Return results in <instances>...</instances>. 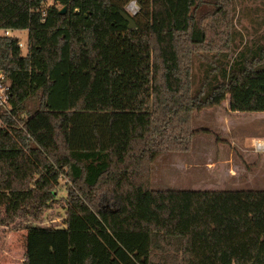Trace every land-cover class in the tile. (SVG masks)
<instances>
[{
	"label": "trees",
	"instance_id": "16d2710c",
	"mask_svg": "<svg viewBox=\"0 0 264 264\" xmlns=\"http://www.w3.org/2000/svg\"><path fill=\"white\" fill-rule=\"evenodd\" d=\"M45 1L0 0V30L28 33L27 55L0 35L11 105L1 115L0 226L39 220L62 176L69 184L65 226L29 227L24 264H264V190L151 183L161 155L214 136L194 131L196 113L226 101L264 113V45L226 61L233 0H55L44 14ZM132 1L152 52V104L115 111L112 35L129 30L121 13ZM212 51L195 88L194 57Z\"/></svg>",
	"mask_w": 264,
	"mask_h": 264
},
{
	"label": "rangeland",
	"instance_id": "374dc122",
	"mask_svg": "<svg viewBox=\"0 0 264 264\" xmlns=\"http://www.w3.org/2000/svg\"><path fill=\"white\" fill-rule=\"evenodd\" d=\"M232 8L235 45L226 58L229 64L237 61L244 50H255L264 45V0H233ZM10 35L19 39L22 53L27 55L28 33L14 31ZM142 36L143 32L139 29L115 32L112 35V109L115 111H146L151 108L152 52ZM202 53L204 54L195 56L193 60L195 88L202 84L209 67L207 61L213 60L217 54L215 51ZM10 110L11 106L0 105V126L3 125L1 115ZM229 110L230 103L226 101L220 107L194 115V131L209 130L214 136L199 133L190 152L161 155L153 165L151 183L154 190L224 191L221 190L224 188L223 182L228 180V184L232 183L231 177L230 180L226 175L221 176L222 168L227 167L231 169L230 173L235 170L233 175L236 178L225 191L247 190L249 185L246 184L248 177L245 170L248 171L250 167L247 154L252 152L248 149L246 137L264 138V113L239 112L241 115L233 117L237 120V126L231 125L234 126L232 132L237 135L238 142L232 145L223 139L222 134L224 131L229 132L228 119L225 118ZM223 123L226 130L223 129ZM234 187L240 189L232 190ZM68 188V180L62 176L56 198L39 220L29 217L17 219L8 226H0V264H24L25 240L29 227L65 226L67 215L62 201L67 197ZM105 205L119 207L120 202L109 203L105 200ZM2 214L3 209L0 208V216Z\"/></svg>",
	"mask_w": 264,
	"mask_h": 264
},
{
	"label": "crops",
	"instance_id": "0c3cea01",
	"mask_svg": "<svg viewBox=\"0 0 264 264\" xmlns=\"http://www.w3.org/2000/svg\"><path fill=\"white\" fill-rule=\"evenodd\" d=\"M228 113H229L228 115H225V118L228 119L226 121H228V124H229L227 127L229 129V132H227V131L222 132V134L224 135L223 139L227 140L232 145H234V144L236 145V143L238 142V140H237L238 138H237V135L234 132H232V130H233L234 126H237L236 125L237 120L235 119L236 120L235 121L233 117L241 115V113L232 112L230 110ZM225 118L223 117V119H225ZM222 125H223V129L226 130L227 128L224 127L225 123H223ZM231 125H234V126H231ZM246 140H248L247 141L248 146H249L248 149H250V152H252L251 154H247L248 152H246L247 159L249 160L248 165L250 166V167H248L249 168L248 171L245 170L246 171L245 173H247V177H248V181H246V184L249 185V187L248 188L246 187V188H247V190L263 191L264 190V153H256L255 151H253L252 144L257 140H264V138L256 136V137L248 139L246 137ZM249 141H251V142H249ZM222 170H223V173L221 174V176L226 175V176H228V178L231 177L232 183L235 182L236 177H235V175H233L235 173L234 169L231 171V173H230L231 169L229 167L222 168ZM228 183H229L228 180L227 181L225 180L223 182L224 188L221 190L225 191L226 187H228V185L232 184V183H230V184H228ZM235 188H237V189H235ZM239 189L240 188H238V187H234V189H232V190H239Z\"/></svg>",
	"mask_w": 264,
	"mask_h": 264
},
{
	"label": "built area",
	"instance_id": "2783aa9c",
	"mask_svg": "<svg viewBox=\"0 0 264 264\" xmlns=\"http://www.w3.org/2000/svg\"><path fill=\"white\" fill-rule=\"evenodd\" d=\"M55 3V0H46L43 4V9H44V14L46 10L53 6ZM140 6L136 1H132L129 3L127 6V11L128 13L132 16L135 17L140 13ZM3 34L0 35H5L6 37L11 36L10 33H13V31L10 30H0ZM22 46V45H20ZM9 90H10V85L6 81V77L3 73H0V105L4 107H9L10 105V99H9ZM252 148L256 153H264V140H257L252 144Z\"/></svg>",
	"mask_w": 264,
	"mask_h": 264
},
{
	"label": "water",
	"instance_id": "95a60500",
	"mask_svg": "<svg viewBox=\"0 0 264 264\" xmlns=\"http://www.w3.org/2000/svg\"><path fill=\"white\" fill-rule=\"evenodd\" d=\"M65 12H66V8H64L61 11V14H65ZM121 15L129 23V30H133V29H137L138 28L137 23H136V21L134 20V18L132 16H130L126 12H122Z\"/></svg>",
	"mask_w": 264,
	"mask_h": 264
}]
</instances>
